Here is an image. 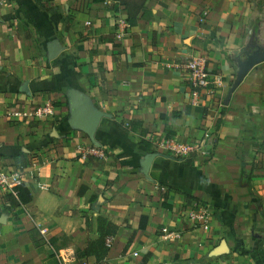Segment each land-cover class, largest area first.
Segmentation results:
<instances>
[{"label": "crops", "instance_id": "crops-1", "mask_svg": "<svg viewBox=\"0 0 264 264\" xmlns=\"http://www.w3.org/2000/svg\"><path fill=\"white\" fill-rule=\"evenodd\" d=\"M52 40L63 51L49 61ZM250 44L264 46V0H0V162L32 195L9 209L0 190V264H264V62L226 104ZM193 56L221 82L196 103ZM70 90L109 115L85 160L95 145L69 124ZM45 105V120L9 117ZM206 133L207 155L185 161L151 141ZM154 153L148 179L140 162ZM194 202L211 209L206 230ZM101 234L104 259L79 258Z\"/></svg>", "mask_w": 264, "mask_h": 264}, {"label": "built area", "instance_id": "built-area-1", "mask_svg": "<svg viewBox=\"0 0 264 264\" xmlns=\"http://www.w3.org/2000/svg\"><path fill=\"white\" fill-rule=\"evenodd\" d=\"M187 81L192 90V99L196 103L201 96H214L221 86V82L211 79V75L207 70V61L204 56H193L186 64ZM222 106V105H220ZM53 115V108L50 105L36 108L34 110L13 111L9 113L11 118L32 119V120H45ZM210 134L206 133L204 140L200 143H183L174 138L163 140H151L156 148L163 154L181 161L191 158L194 154L207 155L205 142L209 139ZM100 151L96 146L85 147L80 149V157L87 159L90 156H97ZM22 169L13 167L12 169L6 168L0 162V190L5 194L17 197L16 187L24 184ZM41 190L47 191V185L37 184ZM211 209L208 205L199 202H194L193 209L189 212V218L198 226L203 229H208V223L211 218ZM43 235L47 234L46 230L41 231ZM176 238L179 236L176 235ZM106 243L111 245V239L107 238ZM60 259L65 262L64 255L60 254Z\"/></svg>", "mask_w": 264, "mask_h": 264}, {"label": "water", "instance_id": "water-1", "mask_svg": "<svg viewBox=\"0 0 264 264\" xmlns=\"http://www.w3.org/2000/svg\"><path fill=\"white\" fill-rule=\"evenodd\" d=\"M48 60H55L63 51L57 40H52L47 45ZM235 62L237 64L236 78L228 92L226 104L231 99L232 94L243 82L247 74L257 65L264 62V46L257 44H250L240 49L236 54ZM23 91L28 92L27 85L23 86ZM69 105L71 110V118L69 120L70 126L84 132L91 142L96 146H100L96 139V133L99 125L104 117L109 115L94 109L89 98L75 90H70L68 93ZM159 154H147L140 162L141 172L149 179V171L153 161ZM228 252L225 241H222L219 248L215 251V255H222Z\"/></svg>", "mask_w": 264, "mask_h": 264}, {"label": "trees", "instance_id": "trees-1", "mask_svg": "<svg viewBox=\"0 0 264 264\" xmlns=\"http://www.w3.org/2000/svg\"><path fill=\"white\" fill-rule=\"evenodd\" d=\"M91 146L93 145L91 144ZM147 146L151 148L153 152L155 151L150 144H148ZM16 192H17L16 198H14L12 195L9 194H7L5 198L6 207L9 209L15 208L19 205H27L32 201V195L29 189L24 184L17 186ZM145 220H146L145 218H142L143 224L141 223V227H144ZM106 240H107V235L101 234L96 241L89 242L86 249L77 254L78 257L80 258L81 256H94L99 261L103 260L104 256L107 254L109 250V247L106 244Z\"/></svg>", "mask_w": 264, "mask_h": 264}]
</instances>
